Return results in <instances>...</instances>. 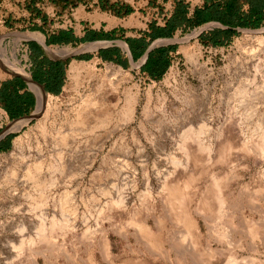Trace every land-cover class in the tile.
<instances>
[{
	"label": "rangeland",
	"instance_id": "obj_1",
	"mask_svg": "<svg viewBox=\"0 0 264 264\" xmlns=\"http://www.w3.org/2000/svg\"><path fill=\"white\" fill-rule=\"evenodd\" d=\"M167 1L103 0L101 4L130 5L134 9L130 17L159 21L166 14ZM193 1L202 4L204 0ZM71 8L75 5L50 0H0V77L18 71L5 57H11L12 49H17L16 59L26 73L27 44L32 39L28 36L40 34L44 39V32L64 24ZM215 26L207 23L179 34L170 68L157 79L138 69L82 58L88 56L84 53L75 57L98 73L108 67L121 69L131 75L143 95L128 125L115 115L114 123L101 126V136L89 134L82 149L61 161L64 168L54 172L57 185L48 202L49 215L22 212L41 203L8 193L13 185L24 188L20 183H25L21 175L26 166L17 158L30 155L29 145L42 140L43 111L37 103L31 115L20 119L25 122L19 129L12 127L15 120H3L0 114V129L11 131L4 142L9 148L0 150V264H264V87L242 115L225 103L229 86L220 78L212 91L214 118L205 138L208 148L186 152L180 143L189 127L184 122L185 108H189L187 104L172 107L174 98L164 83L170 72L182 79L187 71L183 48L200 46L205 59L219 69L244 31L261 29L264 23L236 29L219 46L200 39ZM88 48L80 45L74 50ZM195 80L189 78L198 84ZM70 82L68 76L64 91L52 96L53 104H64L73 95L66 89ZM149 90L153 98L145 112ZM163 95L168 97L164 106L159 100ZM19 137L29 141L18 147ZM189 144L196 147L193 139ZM47 149L44 176L48 180L53 174L47 169L50 161L58 165L60 160L51 138ZM14 169L19 176H10ZM67 188L71 195L66 201L69 210L64 212L61 194ZM23 225L28 229L21 244L18 232ZM12 239L17 248L11 245Z\"/></svg>",
	"mask_w": 264,
	"mask_h": 264
},
{
	"label": "bare ground",
	"instance_id": "obj_2",
	"mask_svg": "<svg viewBox=\"0 0 264 264\" xmlns=\"http://www.w3.org/2000/svg\"><path fill=\"white\" fill-rule=\"evenodd\" d=\"M244 32V36L236 42L233 51L228 54L227 63L221 68L215 69L210 65L209 58L208 60L205 59L203 49L200 46H194L190 49L183 48L182 51L188 64L183 78L179 79L178 74L176 75V72L172 71L164 80L175 99H172V107L179 108L180 105L187 104L189 108H185L186 116L184 119L189 127L184 131L183 140L180 143V148L185 149L186 152H192L196 148H208L205 138L211 131L209 123L214 118L212 91L220 78L225 85L229 86V97L225 103L229 109H236L242 115L245 114L244 108L249 101L258 95L257 92H260L261 88L264 87V27L258 30H245ZM8 52L11 53V57L7 55L5 57L8 59L9 66L14 70L23 72V69L19 67V61L16 59L17 49ZM190 77L196 79L198 84L189 82ZM69 79L71 82L66 89L72 90L70 92L73 95L66 99L65 107L60 102L53 104L51 100L53 95L42 91L44 89L39 84L30 82L42 88L41 90L34 86L38 95V109L43 111V120L40 124L42 140L37 139L34 146L29 145L30 155L22 154L17 158L18 162L26 166L24 174L21 175V178H25V183L19 182L24 188H18L19 184H15L16 186L13 185L8 193L13 197L34 198L41 205L34 206L32 204L34 207H30L28 210L24 209L26 211L22 212H30L36 216L49 215L48 202L54 195L53 186L57 185L54 172L64 168L61 161L68 159L72 151L82 149L89 134L101 136V133L98 132L101 126L107 127L108 124L114 123L115 115L120 116V119L116 120L121 121V124L128 125L134 119L138 99L143 93H141L140 87L133 83L131 75L112 67H108L105 72L98 73L93 67L74 61L69 69ZM212 81L214 82L211 84ZM151 92L152 90H149L146 93L145 112L152 102ZM167 99L166 95L159 98L162 100L163 106ZM219 99L224 102V98ZM24 122L25 120L21 124ZM50 138L60 161L58 165L54 161H50L47 169L53 174L47 180L44 176V162L49 156L47 148ZM191 139L195 140L196 147L189 144ZM28 141L24 137H19L15 144L22 147ZM11 171L10 176H19L15 169ZM78 174L82 176L83 172ZM30 182L32 184H29ZM33 191H36L38 197L35 198ZM61 195L65 201L62 210L66 212L69 210L66 201L70 198L71 191L67 188ZM43 226L45 225L40 224V227ZM22 227L18 232L22 236L21 244L25 240L28 225ZM11 243L15 248L18 247L15 240L12 239ZM14 247L11 246L12 249Z\"/></svg>",
	"mask_w": 264,
	"mask_h": 264
},
{
	"label": "crops",
	"instance_id": "obj_3",
	"mask_svg": "<svg viewBox=\"0 0 264 264\" xmlns=\"http://www.w3.org/2000/svg\"><path fill=\"white\" fill-rule=\"evenodd\" d=\"M116 1V0H113ZM166 14L161 20H149L119 16L109 9L102 8L101 0H81L75 8L66 12L64 24L47 33L44 39L40 34L31 35L27 44L29 64L26 73L17 71L11 75L0 77V114L3 120H15L13 128H21L23 119L34 111L38 103L35 87L42 88L45 93L59 95L66 86L71 64L78 54L84 53L104 63H112L120 67L136 70L149 78L164 75L170 68L172 56L177 51V37L207 23H216L200 35L210 38L217 30L230 29L216 21H208L198 25L199 14L210 10L218 0H205L202 4L193 0H185L189 4L187 22L177 28L171 36L155 37L154 27H165L166 21L174 12L175 1L168 0ZM167 1V3H168ZM166 3V2H165ZM89 7H92L90 9ZM242 28L235 27L234 30ZM62 33L69 34L71 39H56ZM21 38H24L23 36ZM227 40V39H223ZM80 45H88L87 50L77 51ZM144 46V47H143ZM57 48V49H56ZM48 60L50 66L41 65L40 61ZM38 75L40 81L34 79ZM35 82L38 85L31 84ZM0 145L9 139L11 131L2 127Z\"/></svg>",
	"mask_w": 264,
	"mask_h": 264
},
{
	"label": "trees",
	"instance_id": "obj_4",
	"mask_svg": "<svg viewBox=\"0 0 264 264\" xmlns=\"http://www.w3.org/2000/svg\"><path fill=\"white\" fill-rule=\"evenodd\" d=\"M35 1V0H33ZM42 1V0H39ZM53 3L61 2L66 6L75 5L81 0H50ZM208 2L209 0H205ZM103 2V0H101ZM102 8L109 9L119 16H126L134 12L133 7L130 5H121L120 3H102ZM65 7V6H64ZM189 12V4L184 0H175V9L170 18L166 21L165 27H154L153 30L155 37L171 36L173 32L182 27L187 22V13ZM208 21H216L230 29L217 30L210 38H202L206 44L214 46L226 44L235 35L236 31L232 28L235 27H248L258 28L264 23V0H218L214 3L213 7L206 12L199 14L198 25ZM53 42L56 39H71L69 34L62 33L59 37H52ZM227 39V40H223ZM144 47V46H143ZM90 58V56L82 57ZM41 65L50 66L51 62L48 60L40 61ZM162 76V75H161ZM159 76V77H161ZM157 77V78H159ZM155 78V79H157ZM34 79L41 82L38 75ZM9 146L0 145V150H7Z\"/></svg>",
	"mask_w": 264,
	"mask_h": 264
},
{
	"label": "water",
	"instance_id": "obj_5",
	"mask_svg": "<svg viewBox=\"0 0 264 264\" xmlns=\"http://www.w3.org/2000/svg\"><path fill=\"white\" fill-rule=\"evenodd\" d=\"M5 133L0 134V139L4 136Z\"/></svg>",
	"mask_w": 264,
	"mask_h": 264
}]
</instances>
